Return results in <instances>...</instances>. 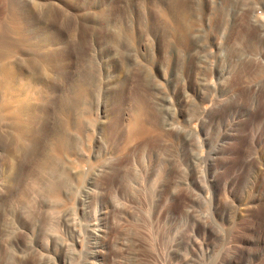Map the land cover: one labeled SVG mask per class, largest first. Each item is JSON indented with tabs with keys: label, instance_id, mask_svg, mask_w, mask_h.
I'll list each match as a JSON object with an SVG mask.
<instances>
[{
	"label": "rangeland",
	"instance_id": "1",
	"mask_svg": "<svg viewBox=\"0 0 264 264\" xmlns=\"http://www.w3.org/2000/svg\"><path fill=\"white\" fill-rule=\"evenodd\" d=\"M0 26V116L30 106L21 143L0 122V264H264V0H0Z\"/></svg>",
	"mask_w": 264,
	"mask_h": 264
},
{
	"label": "bare ground",
	"instance_id": "2",
	"mask_svg": "<svg viewBox=\"0 0 264 264\" xmlns=\"http://www.w3.org/2000/svg\"><path fill=\"white\" fill-rule=\"evenodd\" d=\"M7 27V26H6ZM3 27H1L0 26V37L2 36V34H3ZM7 34V33H6ZM12 42V41H11ZM1 43V42H0ZM8 51L6 50V47H3L2 46V48L0 49V58L1 57H3V55L5 54H8L7 53ZM4 55V56H5ZM7 56V55H6ZM6 58V57H5ZM5 58H2V59H5ZM10 67V66H9ZM8 66H7V63L6 64H2L1 63V66H0V75L2 74V77H0V79H2L3 81V83H2V89L3 90H5L6 92L8 91V89L11 87V85H10V71H11V69L9 68ZM12 76V75H11ZM9 92V91H8ZM23 92V91H22ZM21 92V93H22ZM20 97V96H19ZM9 101V100H8ZM9 104H10V101H9ZM19 105V104H18ZM8 107V105H5V103L2 105V107H1V109L3 110V113L6 111V113L4 114V116L2 117V116H0V122H3L4 123V121L6 120V118H9V119H12L13 120V125H12V130H13V134H11L12 135V138L13 139H16L17 140V144H18V142L19 143H21L22 141V137H23V134H24V131H22V130H24V128H21V125H22V123H23V121L22 122H20V119L21 118H23L24 116H22L21 118H20V113H21V110L24 112L26 109L28 110L29 108L28 107H30V106H28L27 107V104L25 105V106H22V107H20L18 110H16L15 108H14V110L13 111H7L6 110V108ZM10 107H12L11 105H10ZM9 108V107H8ZM26 110V111H27ZM34 110V109H33ZM28 114V113H27ZM29 115V114H28ZM137 116V115H136ZM29 117V116H28ZM33 117V116H32ZM135 117V116H134ZM30 118V117H29ZM25 119V118H24ZM135 119H137V117L135 118ZM4 120V121H3ZM22 120V119H21ZM27 120H28V118H27ZM7 121V120H6ZM30 121V120H29ZM27 122V121H26ZM26 122H24V123H26ZM6 123V122H5ZM7 124H8V122H7ZM27 125V124H26ZM130 125V124H129ZM0 126H1V124H0ZM10 126V125H9ZM22 126H24V125H22ZM10 130H11V128H10ZM11 130V131H12ZM3 135V134H2ZM11 135H9L10 136V138H11ZM0 137H2V136H0ZM3 137H4V135H3ZM5 138V137H4ZM4 141V140H3ZM15 142V141H14ZM23 145V144H22ZM16 146V145H15ZM21 148H22V146L21 145H19ZM59 146H60V144H59ZM56 147H58L57 145H56ZM61 147V146H60ZM23 148H25V146L23 147ZM58 149H59V147H58ZM20 150V149H19ZM24 150V149H23ZM48 158V157H47ZM49 158H51V157H49ZM52 159V158H51ZM45 161V164L46 165H51V163L52 162H50L51 160L50 159H45L44 160ZM44 163V162H43ZM61 171V170H60ZM48 173V172H47ZM53 173V172H52ZM46 174V173H45ZM51 175V174H50ZM44 177V176H43ZM47 177V176H46ZM54 178H55V181H54ZM66 178V177H65ZM52 180L55 182V183H53L52 184V182H51V184H49V185H51V186H49V188L47 189V187H46V191L48 190V193L50 192V193H54L55 191H56V189L57 188H59V187H61V186H64L63 185V183H64V175H63V173H61V174H57V175H55L54 177H52ZM66 180V179H65ZM65 184H66V182H65ZM46 186V185H45Z\"/></svg>",
	"mask_w": 264,
	"mask_h": 264
}]
</instances>
